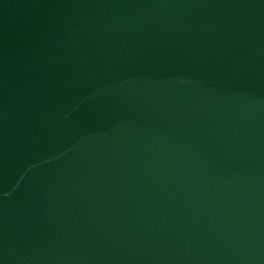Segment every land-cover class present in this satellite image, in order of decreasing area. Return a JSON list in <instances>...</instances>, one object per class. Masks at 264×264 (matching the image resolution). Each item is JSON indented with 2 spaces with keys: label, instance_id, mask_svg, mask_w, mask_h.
Masks as SVG:
<instances>
[{
  "label": "water",
  "instance_id": "obj_1",
  "mask_svg": "<svg viewBox=\"0 0 264 264\" xmlns=\"http://www.w3.org/2000/svg\"><path fill=\"white\" fill-rule=\"evenodd\" d=\"M0 264H264V0H0Z\"/></svg>",
  "mask_w": 264,
  "mask_h": 264
}]
</instances>
